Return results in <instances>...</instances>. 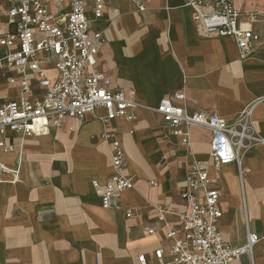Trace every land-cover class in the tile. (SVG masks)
Returning a JSON list of instances; mask_svg holds the SVG:
<instances>
[{"label": "crops", "instance_id": "0c3cea01", "mask_svg": "<svg viewBox=\"0 0 264 264\" xmlns=\"http://www.w3.org/2000/svg\"><path fill=\"white\" fill-rule=\"evenodd\" d=\"M85 1L91 15L93 0ZM241 1L236 6L245 16ZM7 6L0 0V30L6 28ZM261 24L253 25L261 36L255 53L240 60L232 39L200 35L186 0H105L103 17L91 26V35L103 36L97 70L110 77L114 88L135 91L138 119L117 118L104 126L99 118L105 112L97 110L82 124L67 121L48 134L8 133L15 150L0 151V161L19 168L20 181L0 184V264H140L142 255L147 264H160L156 251L167 248V229L156 207L184 209L181 192L195 161L208 164L220 192L224 240L242 247L249 232L258 234L253 264H264V144L241 150L242 175L236 164L216 170L209 158L211 131L192 127L183 144L155 111L162 99L183 92L182 105L190 113L245 122L243 114L250 110L248 132L264 136ZM48 75L55 76L52 67ZM33 91L42 94L35 85ZM19 92L0 79L1 104L17 100ZM107 130L121 141L126 173L135 185L111 210L102 208L93 185L105 184L112 174L111 140L102 137ZM128 211L134 217L128 219ZM169 221L179 227L175 217ZM146 230L155 233L146 236ZM241 261L247 264L248 258Z\"/></svg>", "mask_w": 264, "mask_h": 264}, {"label": "built area", "instance_id": "2783aa9c", "mask_svg": "<svg viewBox=\"0 0 264 264\" xmlns=\"http://www.w3.org/2000/svg\"><path fill=\"white\" fill-rule=\"evenodd\" d=\"M6 28L0 30V79L20 89L17 100L0 103V151L13 152L8 133L23 137L48 134L51 128H61L67 121L83 123L89 115L103 110L99 120L104 126L117 118L128 123L137 121L136 93L114 88L110 77L97 70V57L103 42L101 33L91 35L92 24L104 15L105 0H93L92 14L85 0H7ZM67 9H65V7ZM193 12V20L204 38H230L239 52L240 60L251 57L261 36L253 25L258 12L242 15L236 0H186ZM140 11L144 8L138 3ZM52 67L55 76L48 75ZM42 94L36 95L33 87ZM183 92L164 98L155 108L163 126L171 128L189 140L192 127L207 129L213 137L209 158L216 170L236 164L243 174L241 150L248 144H264V136L249 133L246 122H227L217 115L190 113L182 105ZM72 130V128H70ZM102 137L111 140L112 174L105 184L94 182L105 210L117 209L122 194L134 188V180L126 173L127 162L121 141L113 132ZM20 181L19 168H9L0 161V184ZM154 184V183H152ZM220 192L213 187L208 164L195 161L185 177L181 211L169 205L157 206L158 220L167 229V248L156 251L160 264H253V250L261 237L249 232L247 243L234 247L224 240L219 223ZM128 219L134 213H126ZM175 217L178 228L169 221ZM146 230L144 235H153ZM264 255V250H263ZM140 264H147L144 255Z\"/></svg>", "mask_w": 264, "mask_h": 264}, {"label": "rangeland", "instance_id": "374dc122", "mask_svg": "<svg viewBox=\"0 0 264 264\" xmlns=\"http://www.w3.org/2000/svg\"><path fill=\"white\" fill-rule=\"evenodd\" d=\"M242 5H243V11L244 12H248L250 13L249 11L251 10H257L258 12V17H257V22H261V26H264L263 23H264V0H242L241 1ZM53 74V73H51ZM2 94L4 96L7 95V93L9 92V88H3L1 90ZM10 97L7 96L4 100H9Z\"/></svg>", "mask_w": 264, "mask_h": 264}]
</instances>
